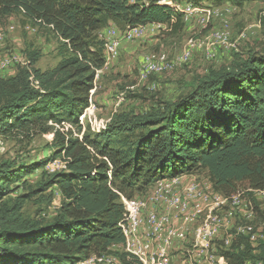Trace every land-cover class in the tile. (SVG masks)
Instances as JSON below:
<instances>
[{
  "label": "trees",
  "instance_id": "obj_1",
  "mask_svg": "<svg viewBox=\"0 0 264 264\" xmlns=\"http://www.w3.org/2000/svg\"><path fill=\"white\" fill-rule=\"evenodd\" d=\"M162 1L0 0V18L21 14L49 30L61 57L54 69L41 72L34 68L40 53H30L14 77L0 78V135L55 134L52 159L0 162V264H81L102 255H114L118 264H140L120 249L113 252L125 243L122 197L133 199L158 180L205 170L225 198L264 190V49L211 72L176 102L158 101L141 115H116L106 129L81 139L61 132L62 126L83 128L80 117L106 65L99 32L111 24L126 31L168 23L177 31L185 26L179 4L264 3ZM57 159L65 162L62 171H43L40 181L27 184ZM20 188L26 191L11 198ZM54 188L61 198L57 215L49 221L25 217L27 202L53 199ZM251 208L255 222L264 220L258 203L251 200ZM217 255L225 264H264V242L257 248L239 235L229 249L218 246Z\"/></svg>",
  "mask_w": 264,
  "mask_h": 264
},
{
  "label": "rangeland",
  "instance_id": "obj_2",
  "mask_svg": "<svg viewBox=\"0 0 264 264\" xmlns=\"http://www.w3.org/2000/svg\"><path fill=\"white\" fill-rule=\"evenodd\" d=\"M166 3H169V0H166ZM200 7L209 10L210 14L200 12L189 17L187 21L184 20L185 26L180 30H172V26L161 29L148 26L142 37L136 40H124L119 57L111 61L95 80V90L91 92V106L80 117L82 130L79 132L76 128L62 126L61 132L80 139L85 132L99 133L106 129L116 115L122 113L141 115L155 106L158 101L176 102L180 97L192 92L196 83L208 77L211 72L230 69L233 64L246 60L252 53L262 52L264 49L263 2H248L239 7L231 1H224L218 5L206 3ZM109 28L118 29L111 24L110 27L99 32L102 40L107 37ZM211 44L217 46L212 47ZM58 47L56 37L49 30L34 26L21 14L0 18V65L8 61L7 67L0 73V78L14 77L19 67L28 65V55L34 52L40 53V60L34 66L35 69L41 72L54 69L61 60ZM186 48L192 51V58L189 63L183 64L181 58ZM153 54L166 55L169 68L144 79L142 74L145 71V62ZM54 135V132L33 134L29 137L0 135V162L22 163L52 159ZM64 168V160H53L45 170H38L28 177L27 184L33 185L40 181L43 171L55 172ZM178 178L180 179L171 183L174 191L182 192L187 187L196 186L202 193L204 205L216 200L215 191L205 170ZM239 188L244 190L243 186ZM52 190L54 198L51 200L45 198L40 201L39 197H36L28 201L23 211L25 217L52 220L57 215L61 202L60 193L56 188ZM25 191V188H20L10 197L13 198ZM144 192L148 196L150 188ZM194 202V200L188 201V211L192 210ZM170 210L167 207L166 213H160L175 221L183 218L182 214L178 215ZM251 211V198L247 195L241 196L239 206L233 207L227 204L218 209L216 215L223 220L221 233L211 242L209 253L205 254L207 256L203 261L207 264H224L217 258L218 246H223L222 241L230 238L235 228L245 222V217ZM208 213L207 208L201 220L205 219ZM230 213L232 216L229 215ZM255 224L259 229L264 225V220L256 221ZM191 245L186 244L185 248L193 249ZM186 249L173 252L175 263L194 264ZM176 256H179L178 259Z\"/></svg>",
  "mask_w": 264,
  "mask_h": 264
},
{
  "label": "built area",
  "instance_id": "obj_3",
  "mask_svg": "<svg viewBox=\"0 0 264 264\" xmlns=\"http://www.w3.org/2000/svg\"><path fill=\"white\" fill-rule=\"evenodd\" d=\"M161 3H166L163 0ZM177 11L184 15V20L187 21L189 17L194 16L200 12L210 14L209 10H203L201 7L195 8L191 4H179L176 6ZM174 23V19L172 20ZM157 27L159 29L170 27L167 24H148L146 26H139L130 28L126 31L119 29L109 28L105 40V59L106 66L111 61L116 60L120 55L122 42L125 40H136L143 36L147 27ZM194 48V47H193ZM192 51L186 48L181 58V63L187 64L191 61ZM145 71L143 77L148 78L149 75L162 73L169 68L168 58L166 55L153 54L146 60ZM8 61L0 65V73L7 67ZM103 70L98 71L99 73ZM31 81L35 86L38 82L31 77ZM173 181L158 180L151 186L148 200H141L138 198L126 199L122 197V202L125 206V220L120 224L122 232L125 236V243L122 245L121 250L126 254L135 258L140 264H172L173 252L179 247L185 250V245L193 243V249H186L190 254V259L194 264H207L204 257L209 253L211 242L217 239L221 233L223 220L216 215L218 209L230 204L233 207L239 206L241 203V196L251 194V200L260 205V209L264 206V190H248L247 192H239L231 198H225L215 190L216 200L208 202L204 205L202 202V193H200L196 186L185 188L182 192L174 191ZM213 188V187H212ZM199 198V200H197ZM194 200V205L189 210L188 201ZM154 206L165 204L168 209L178 215H183L179 220H173L159 209H149V204ZM210 204V205H209ZM208 208V215L201 220L202 214L205 216V210ZM252 209V208H251ZM217 210V211H216ZM216 211V212H215ZM166 213V212H164ZM175 213V214H176ZM232 216V213L229 214ZM255 213L252 209L250 214L245 217V222L235 228V233L230 235L222 241L224 249H229L237 236H245L251 245L259 247L264 242V225L257 229L255 224ZM178 222H191L196 224L194 234L190 233L188 229L179 226ZM143 228L145 229L143 231ZM258 250L256 251V253ZM217 254V252H216ZM219 262L224 263V260L217 255ZM118 264V259L115 256L102 255L94 257L81 264ZM225 264V263H224ZM247 264H252L247 262ZM260 264V263H258Z\"/></svg>",
  "mask_w": 264,
  "mask_h": 264
},
{
  "label": "crops",
  "instance_id": "obj_4",
  "mask_svg": "<svg viewBox=\"0 0 264 264\" xmlns=\"http://www.w3.org/2000/svg\"><path fill=\"white\" fill-rule=\"evenodd\" d=\"M220 21H223L222 19H220ZM220 27H225V26H220ZM226 31V30H225ZM211 46L212 47H216L217 45H214V44H211ZM218 51H220V50H218ZM182 178V177H181ZM180 179V178H179ZM172 179H167V181H171ZM155 184V183H154ZM153 184V185H154ZM152 185V186H153ZM151 188V187H150ZM135 198H138V199H141V200H148V196H147V194L144 192H137L136 194H135ZM150 206H149V209L150 210H153L154 208L155 209H159V210H161V211H163V212H167V206L165 205V204H160V205H157V206H154L153 204H149ZM178 224H179V226H181V227H184V228H186V229H188L189 230V232L192 234H194V231H195V228H196V224L195 223H191V222H178ZM145 229L143 228V231H144ZM120 248V246H115V247H113V250H115V249H119ZM176 250H181V247H179L178 246V248L176 249ZM178 257L179 256H176V258L178 259ZM174 259H175V257H173V264H179L178 262H174Z\"/></svg>",
  "mask_w": 264,
  "mask_h": 264
}]
</instances>
